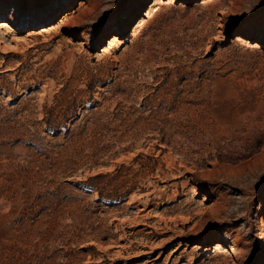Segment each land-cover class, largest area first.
I'll use <instances>...</instances> for the list:
<instances>
[{"label":"rangeland","instance_id":"374dc122","mask_svg":"<svg viewBox=\"0 0 264 264\" xmlns=\"http://www.w3.org/2000/svg\"><path fill=\"white\" fill-rule=\"evenodd\" d=\"M153 2L0 0V264H264V0Z\"/></svg>","mask_w":264,"mask_h":264},{"label":"bare ground","instance_id":"6f19581e","mask_svg":"<svg viewBox=\"0 0 264 264\" xmlns=\"http://www.w3.org/2000/svg\"><path fill=\"white\" fill-rule=\"evenodd\" d=\"M163 1V0H162ZM160 3V0H154L153 4L148 8V10L145 12V16H148L150 11L152 10V8L154 6H156L157 4ZM162 4V3H161ZM84 5V2H81L80 6L82 7ZM15 9H19L20 7L18 5H15L14 7ZM79 9L77 10H73L72 12L68 13L67 15L64 16V19L63 20H67L68 18H72V17H75V14L78 13ZM80 13V12H79ZM143 15V13H142ZM55 15H51V18H53ZM80 16V15H79ZM69 20V19H68ZM70 21V20H69ZM143 21V18L140 19L139 23L137 24V26L134 28V30H136L137 27H139L141 25V22ZM144 22V21H143ZM0 26L3 27V28H6L8 27V22L7 21H1L0 22ZM134 32V31H133ZM136 32V31H135ZM263 32V31H262ZM116 35L113 36V39L115 41L116 39ZM112 40L110 41V44L112 43ZM119 41V40H118ZM117 42V41H115ZM215 249H221L222 245L220 243H217L215 246Z\"/></svg>","mask_w":264,"mask_h":264}]
</instances>
